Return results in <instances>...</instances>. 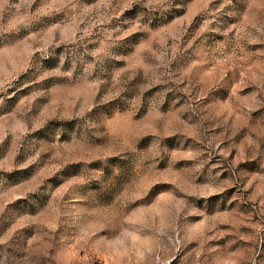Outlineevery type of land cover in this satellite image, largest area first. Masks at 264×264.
Masks as SVG:
<instances>
[{
	"label": "rangeland",
	"instance_id": "obj_1",
	"mask_svg": "<svg viewBox=\"0 0 264 264\" xmlns=\"http://www.w3.org/2000/svg\"><path fill=\"white\" fill-rule=\"evenodd\" d=\"M0 264H264V0H0Z\"/></svg>",
	"mask_w": 264,
	"mask_h": 264
}]
</instances>
